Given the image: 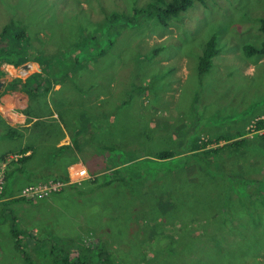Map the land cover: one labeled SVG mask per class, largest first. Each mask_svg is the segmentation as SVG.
Returning a JSON list of instances; mask_svg holds the SVG:
<instances>
[{"label":"rangeland","instance_id":"1","mask_svg":"<svg viewBox=\"0 0 264 264\" xmlns=\"http://www.w3.org/2000/svg\"><path fill=\"white\" fill-rule=\"evenodd\" d=\"M80 1L84 8L81 26H85L89 39L106 26L104 22L97 33L93 29L105 18L98 3L106 9L132 12L133 6L139 7L146 0H137L132 7L135 0ZM76 11L75 0H0V31L13 19L28 34V46L15 50L19 57H26L29 51L53 56L55 49L61 51L79 39L70 32L79 25L74 24L72 16ZM261 20L264 0H205L194 3L167 27L147 14L135 22L115 24L111 30L114 43L105 53L84 67H66V75L58 80L61 87L54 85L56 92L28 98L27 106L42 111L41 115L28 114L25 121L39 135L38 139L36 134L33 136L34 141L46 140L50 133L47 123L55 118L50 108L61 118L64 112H79L76 119L88 122L86 110H94L100 117L113 116L116 104L128 102L120 106L121 118L137 131L150 128L153 138L149 144L137 139L140 149L134 150L136 154H124L121 163L126 175L133 162L151 159L150 149L173 147L181 141L176 133L183 123L198 122V129L184 128L179 133L194 134L204 141L220 134L234 136L240 130L245 143L235 153L228 147L219 152L214 157L217 170L213 173L195 167L194 163L202 160L198 156H182L167 165L179 166L188 161L182 164L183 173H165V177L141 187L115 180L100 190L89 181L92 172L103 178V156H66L58 166L65 169L68 181L56 189H44L53 184L51 180L17 187L18 196L35 199L31 204L21 201L13 205L18 228L38 237L75 239L83 257L87 255L84 244L106 240L113 264H264V154L251 155L247 146L264 142L259 136L263 134L251 126L257 117H264V57H247L243 52L244 44L261 43ZM212 36L218 53L210 69L198 74V57ZM157 45L161 50L155 54ZM101 47H105L102 41ZM37 71L38 64L32 60L24 59L18 65L1 63L4 86L0 105L12 98L9 106L20 113L15 109V93L28 95L10 89L9 84L15 78L26 80ZM74 86L84 106L74 100ZM196 95L200 97L198 104L193 102ZM196 110L200 111L199 117ZM65 116L69 118L70 113ZM34 121L41 123L36 129ZM16 129L19 131V127ZM53 130L57 131L56 146L67 142L68 136L62 134L57 119ZM8 140L12 142L0 141V147H9L0 153L2 181L11 160L22 156L17 154L22 149L14 147L19 141L15 144V140ZM216 145L211 143L207 148ZM87 151L84 148L83 152ZM46 158H36L29 165L44 163ZM79 165L85 166L89 178L78 179L75 170ZM148 171L143 165L131 170L145 181L148 174L144 172ZM222 183L228 185L221 187ZM30 185H40L48 192L38 191L28 197L26 188ZM9 226L8 221L0 224V264H24ZM90 228L96 231L91 234Z\"/></svg>","mask_w":264,"mask_h":264},{"label":"trees","instance_id":"2","mask_svg":"<svg viewBox=\"0 0 264 264\" xmlns=\"http://www.w3.org/2000/svg\"><path fill=\"white\" fill-rule=\"evenodd\" d=\"M135 0L132 2L133 5H137ZM208 1V0H207ZM203 3L205 0H146L144 4L138 5L139 7L133 6L132 12H119L114 9H106L103 5L99 4L102 14L105 16L103 22L98 27H93L95 32H99V28L102 27L103 23L106 26L102 32L98 35H91L89 39H86L85 26H81L82 13V2L75 0L76 13L72 14L75 18L74 24H79L75 28V31L79 37L75 43L69 46L63 47L61 51L55 49V57L51 53L48 56L38 54L35 51H29L28 55L24 58L19 57V54L15 52L20 46H28V34L17 21L10 19L6 25L0 31V64L5 62H15L18 65L20 62L36 61L38 64V71L30 75L26 80L15 78L12 80L10 89H19L28 95V98L32 100L34 97L39 95L52 94L56 92L54 85H59L58 80L66 75V67L72 66L74 69L81 68L89 64V62L95 59L97 56L103 54L108 50L114 43L111 30L115 24L122 25L123 22L136 21L137 17L145 14L156 18L160 25L167 27L173 18H177L182 12L191 8L194 3ZM205 5V4H204ZM208 7V5H206ZM59 8V7H58ZM61 11V10H60ZM70 16V15H69ZM122 26H119L120 28ZM259 30L263 34L261 43L257 46L251 44L243 45V52L247 57L256 56L264 57V20H261ZM103 42L105 47L100 48V43ZM106 49V50H105ZM21 50V49H20ZM161 50V45L154 47L153 53L157 54ZM218 53L216 47V39L214 36L210 37L203 49L202 54L198 57L197 73H206L212 63V58ZM54 57V58H53ZM58 60L56 63L55 61ZM44 66V69L42 68ZM58 74V76H57ZM1 75V72H0ZM61 87V86H60ZM145 87H142L144 90ZM79 89L74 86V100L84 106V102L81 97L78 96ZM131 99V97H130ZM200 100L199 95H196L193 99L194 104H198ZM128 102H120L115 105V112L113 116L100 117L94 110H86L88 115V122H82L77 120L76 117L79 112H64L63 118L57 114L54 108H50V113L55 116L50 118L47 123V127L50 133L47 139L39 140L36 142L32 138L36 134V131L31 133L32 143L34 147H31L32 153L22 155L16 160H11L9 164V171L4 172L3 182L0 187V224L4 221H8L9 228L12 234V238L15 242L14 246L16 251L22 257L24 264H113V254L110 252L107 246L106 240H96L95 243L84 244L87 255L83 257L81 254L80 243L75 239H57L55 237L47 238L44 236H35L30 230H20L18 228V216L14 214L15 209L13 205L23 201L24 203H33L35 199H29L24 196L20 197L17 193V187L22 183H38L59 181L65 183L68 181V175L63 169L59 167L58 163L61 162L62 158L66 156L76 157L77 154L90 153V157H101L103 156L105 164H103V172L105 171L103 178L95 176V172H92L93 178L90 180V184L95 185V190H100L103 187L111 185L115 180L121 181L122 185H131L130 183H138L139 187L144 186L148 182H154L153 180L165 177L167 173L171 176L174 171L181 170L182 164H187L188 161H184L181 165H167L170 160L182 158V156H192L201 158L196 161L195 167L199 170L212 172L217 170L215 156L221 152L225 147L229 148V151L235 153L238 147L243 146L245 140L241 138L242 131H236L232 136L218 135L214 139L202 140L200 136L194 134L179 133L181 130L186 128L188 131L198 129V122L196 124L183 123L177 131V135L181 141H179L173 147H163L158 150L150 149V160L136 161L133 162L129 172L130 174L122 173L121 159L125 153H135L136 148L140 149L139 142L137 139L140 138L141 143L149 144L153 136L151 135L152 130L150 128L142 129L137 131L134 126L129 125L121 118L120 106L127 104ZM34 105L29 106L28 111L24 110L27 114L41 115L40 109H33ZM66 113H70V117L65 116ZM197 117L200 116V111H197ZM132 115V113H130ZM55 119L58 120L59 127L62 129V134L68 136V142L61 145H55L56 133L53 130V124ZM61 121H60V120ZM198 119L197 121H199ZM131 121V119H130ZM40 122H33V128H38ZM207 126V123L204 124ZM254 130H264V117H257L254 125ZM19 132L12 128L7 127L3 138H17ZM264 140V134L259 135ZM204 137V135H203ZM223 142L221 145L218 143ZM211 143H216L215 148H207ZM248 144L251 148V155L254 153L256 156L264 154V142L261 146ZM37 144V146H36ZM172 142L170 145L172 146ZM172 148V149H171ZM28 148L21 150V153H25ZM245 153V152H244ZM243 153V154H244ZM136 154V153H135ZM6 156V155H5ZM41 156L47 157L44 163L35 161L36 165L30 164L34 159H41ZM139 156V155H138ZM4 155L2 156V158ZM93 159V158H91ZM137 160V159H136ZM206 165H203V162ZM92 166L91 164H88ZM143 165L147 167L148 174L147 180L138 178L135 174H132L131 170ZM129 167V166H126ZM163 167V168H162ZM220 167V166H218ZM225 169V167H223ZM158 175L156 178L155 176ZM106 177V179H104ZM102 179V180H101ZM131 182H129V181ZM76 187L74 184H71ZM228 184L222 183L220 186H227ZM96 231L93 228L88 229L89 233ZM106 243V244H105ZM116 249H118L116 247ZM117 251V250H116ZM119 251V249H118ZM117 251V252H118ZM114 258V257H113Z\"/></svg>","mask_w":264,"mask_h":264},{"label":"crops","instance_id":"3","mask_svg":"<svg viewBox=\"0 0 264 264\" xmlns=\"http://www.w3.org/2000/svg\"><path fill=\"white\" fill-rule=\"evenodd\" d=\"M1 77L2 76L0 75V80H2ZM2 82H3V85L1 87V89L4 86V81L2 80ZM20 93L21 92L15 93V101H14L15 109L19 110L20 113L14 111L13 110L14 108L9 106V102L12 98H8V100H4V104L0 105V112H1L0 113V141L3 142V140H4L8 143L12 142L11 140H8L10 137L9 138L7 137V139L3 138V134L6 130V128L9 126L12 128L15 127L14 129H16V127H19V131H18L19 136L17 138H10V139L15 140V144L18 143V141H19V143L14 146L15 148H17V147H20L21 149L28 148V150H26L25 153L29 152L31 154L32 153L31 147H34V144L32 143V139H31L32 127L25 124L26 118L28 116V114H27L28 112L24 113V110L28 111V109H29V106H27L28 105V103H27L28 97H26L25 94H23V93L20 94ZM62 139H64V136L62 137ZM67 142H68V140H67ZM67 142H64L62 144H65ZM36 146H37V144H36ZM8 149H9V147H0V153L6 151ZM25 153L17 152L18 155H27Z\"/></svg>","mask_w":264,"mask_h":264},{"label":"built area","instance_id":"4","mask_svg":"<svg viewBox=\"0 0 264 264\" xmlns=\"http://www.w3.org/2000/svg\"><path fill=\"white\" fill-rule=\"evenodd\" d=\"M253 128H252V130H254V125H251ZM257 133H260V134H264V133H262V132H264V130H261V131H256ZM75 173H76V175H77V177H78V179H82V178H89L90 176H89V174H88V172H87V170H86V168H85V166H83V165H79V167L75 170ZM52 181V180H51ZM2 176H0V187H1V185H2ZM53 182V184H50L48 187H46L45 186V188L44 189H56L55 187L57 186V185H61V183L62 182H59V181H52ZM33 185H30V186H28V188H26V191H27V196L28 197H33V195H34V193L35 192H38V191H40V192H48V191H44L41 187H40V185H38V186H33ZM30 195H32V196H30ZM23 196H25L24 194H23Z\"/></svg>","mask_w":264,"mask_h":264},{"label":"water","instance_id":"5","mask_svg":"<svg viewBox=\"0 0 264 264\" xmlns=\"http://www.w3.org/2000/svg\"><path fill=\"white\" fill-rule=\"evenodd\" d=\"M25 69H27V66H23ZM2 85H3V82H2V80H0V89H1V87H2Z\"/></svg>","mask_w":264,"mask_h":264}]
</instances>
